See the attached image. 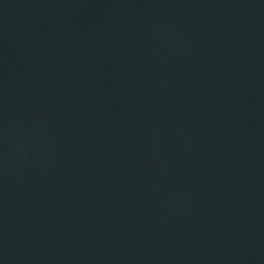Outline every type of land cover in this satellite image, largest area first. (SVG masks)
Listing matches in <instances>:
<instances>
[{"label": "water", "instance_id": "water-1", "mask_svg": "<svg viewBox=\"0 0 264 264\" xmlns=\"http://www.w3.org/2000/svg\"><path fill=\"white\" fill-rule=\"evenodd\" d=\"M0 264H264V0H0Z\"/></svg>", "mask_w": 264, "mask_h": 264}]
</instances>
